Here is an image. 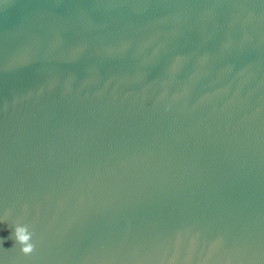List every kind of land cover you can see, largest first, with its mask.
<instances>
[{
  "label": "water",
  "instance_id": "obj_1",
  "mask_svg": "<svg viewBox=\"0 0 264 264\" xmlns=\"http://www.w3.org/2000/svg\"><path fill=\"white\" fill-rule=\"evenodd\" d=\"M0 264H264V0H0Z\"/></svg>",
  "mask_w": 264,
  "mask_h": 264
},
{
  "label": "clouds",
  "instance_id": "obj_2",
  "mask_svg": "<svg viewBox=\"0 0 264 264\" xmlns=\"http://www.w3.org/2000/svg\"><path fill=\"white\" fill-rule=\"evenodd\" d=\"M14 238L21 247V251L24 254H29L33 251V245L30 243L31 233H29L26 226H16L14 229Z\"/></svg>",
  "mask_w": 264,
  "mask_h": 264
}]
</instances>
